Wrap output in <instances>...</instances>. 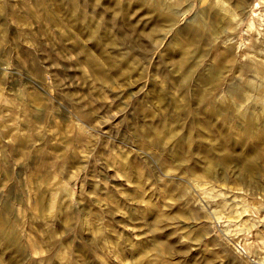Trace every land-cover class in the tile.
I'll return each instance as SVG.
<instances>
[{
  "label": "rangeland",
  "instance_id": "rangeland-1",
  "mask_svg": "<svg viewBox=\"0 0 264 264\" xmlns=\"http://www.w3.org/2000/svg\"><path fill=\"white\" fill-rule=\"evenodd\" d=\"M90 1L77 0L73 10L70 0H0V208L13 209L12 228L21 238L26 264H136L135 252L142 247L147 264H264V235L260 238L257 228L247 231L237 217L244 210V218L251 216L247 222L263 220L264 199L229 189V182L217 175L204 176L201 170L210 159L201 158L203 142L186 144L190 152L186 164L197 167L188 173L174 156L178 145L166 140L157 144L150 134L153 128L175 126L173 116L179 113L185 132L192 125L197 131L198 126L222 124L233 132L238 148L243 137L235 122H226L220 113L208 119L181 112L185 105L198 106L197 76L214 63L213 51L225 50L228 44L220 37L203 45L208 51L194 72L185 75L186 64H181L167 75L172 64L161 52L172 32H164L158 47L145 52L148 40L143 32L156 17L144 5L129 0L125 21L107 8L111 0ZM177 1H169L178 10L181 7L176 26H189L199 12L210 21L216 0ZM261 1L251 0L247 10L260 12ZM185 5L189 7L183 11ZM243 28L230 36L234 45L243 42ZM110 36L120 39V50L130 63L118 72L110 69V79L103 80L81 58L80 49L89 46L105 58L115 53L107 40ZM96 37L105 42L98 45ZM176 55L175 51L174 57L180 59ZM228 59L227 64L237 63ZM232 71L237 76L226 73L219 89H209L211 99H221L219 94L223 98L222 93L225 97L229 80H240V72ZM158 94L163 95L160 100ZM211 137L208 142L220 143L217 135ZM231 165L228 173L234 182ZM153 206L168 217L160 233L152 230L150 217H136L134 211ZM100 227L103 235L97 232ZM196 235L203 240H194Z\"/></svg>",
  "mask_w": 264,
  "mask_h": 264
},
{
  "label": "bare ground",
  "instance_id": "bare-ground-1",
  "mask_svg": "<svg viewBox=\"0 0 264 264\" xmlns=\"http://www.w3.org/2000/svg\"><path fill=\"white\" fill-rule=\"evenodd\" d=\"M88 1H90V0H88ZM169 1L171 2V0H169ZM169 1L168 0H138L137 1V4H140L141 6L144 5L147 8L148 12H151V14H153L156 17V21L153 24H150L151 25L150 28L143 32V36L148 40V44L145 47H143V50L145 52H147L151 49L158 47V44L160 43L162 37L164 36V32L171 31L172 34L168 40L167 46L161 52V55L166 54V57L164 56L165 61L171 62V64H172V68L167 70L166 74L172 75L173 70H175L174 69L175 66L178 67L181 64L182 65L186 64L185 75H190L193 70H196L199 58L202 57L203 54L205 53V51L203 49V45H205L207 43L208 44L211 43V45H212L215 41L218 40V38H220V37L224 38V42L228 44L227 47L225 48V50L219 49L217 47V49H215L213 51L214 63L210 62V63H212V65L208 66L209 65L208 64L207 70L201 72L200 75L197 76L198 77L197 81L195 80L198 84L197 90L199 91V92H197L199 94L198 106L195 109H194V107L192 109L191 106L187 107L188 105L187 106L185 105V106L181 107V112L182 113L188 112V114L189 113H195L196 115L204 116L205 118H208V119L210 117H212L214 114L217 113L219 115V113H220L223 115L224 120H226V122L233 121L237 124V126L239 127V130H237V131L240 132V134L243 137L242 138L243 140L240 141V143H238L239 146H238V148H236L235 145L237 142L235 141V136H233V134H232L233 132L232 133L228 132L229 129L226 130V128L222 124L210 123L209 127L198 126L197 131L192 130V126H193L192 125L191 127H189L188 131L185 132L184 131L185 129L183 130V126L179 123V120H178L179 119V113H177L175 116H173L174 120H176L178 122V123L176 122L175 126L163 125L159 128H155V129L153 128L150 132V134L152 136V140L154 142H156L157 144L159 142H162L163 140L177 144L178 147L176 149L174 148L176 150L174 153V156L186 165L185 170L188 173L193 172L197 167L193 166L189 163L186 164V162H188L189 157H190V152H189V150L187 148L188 146L186 144L191 145L194 142H198V141L203 142L204 146L202 147V149L198 147V149H201V154H202L201 158L210 159V163L208 164V166L202 168V170H201L202 174L204 176L216 177V175H217L221 179L227 180L229 182V184H228L229 189H235L236 188L237 191H235V192H237L239 194L243 195L245 193L247 195L249 194V195L257 196V197L264 199V0L261 1V7L259 9L260 12H258V13H254V12H256L255 9H252V11H251V9L249 10V8H248V10H247V6L249 7V5H251L250 4L251 0H216V1H213L212 4H214V5L212 6V8H213L212 15H211L212 17L211 18L209 17L210 21L207 20L208 21L207 22L205 19V17L207 15L204 16L202 14V12L198 11L199 14L193 15L194 17L192 16L194 21L192 20L193 23L189 26H176V23L178 21V15L180 14L179 10L181 9V7H179V10H178L177 9L178 6L176 7L172 4H169ZM180 1H177L176 3L180 2ZM199 1H198V3H199ZM90 2H92V1H90ZM94 2H93V4H94ZM129 2H130L129 0H111V2H109L110 4L107 6V8L112 9L113 16H115V17L119 16V17L125 19L126 15L128 13V7L127 6H128ZM137 4L136 5L134 4V5L137 6ZM51 5H52V3H50V6ZM176 5H179V4H176ZM190 5H192V4H190ZM70 6L73 10L76 9L78 6L77 0H70ZM93 7H92V9H93ZM185 7L188 8L189 6L187 7V5H185L184 8L182 7L183 11L186 10ZM201 9L202 8H200L199 10H201ZM9 10H10V8H9ZM12 10H13V8H12ZM187 10H189V9H187ZM203 10H205V9H203ZM129 11H132V10H129ZM183 11L181 13H183ZM205 11L206 12H204V13L207 14V10H205ZM39 12L37 11L38 14H39ZM78 12H80V11H78ZM37 13L35 12L34 15H36ZM129 13H131V12H129ZM72 14H73V12H72ZM77 15H79V14L77 13ZM107 15H109V14H107ZM147 16H150V15H147ZM51 17H53V16H51ZM79 17H80V15H79ZM108 17H111V16L109 15ZM247 17H248V20L245 21V18H247ZM44 18H45V16H44ZM17 19H19V18H17ZM37 19H38V17H37ZM57 19H58V17H57ZM53 20H54V17H53ZM127 20H128V18L125 19V21H127ZM26 21H28V18L26 19ZM135 21L137 22V20H135ZM144 21H146V19ZM88 22H91V21H88ZM19 23H20V20H19ZM71 23H73V22H71ZM59 24H61V22ZM97 24H99V23H97ZM22 25H24V24H22ZM55 25H58V24H55ZM74 25L75 24H73V26ZM242 25L245 27V28H243L244 33H245L244 39L242 38L243 42L241 41L242 42V43L240 42L241 44L238 42V45H234L235 43H232L233 39L230 38V36L232 34L236 33L238 28ZM18 26H20V25H18ZM90 26H92V24ZM142 27H143V25H142ZM134 28L136 29L135 26H134ZM126 29H128L127 26H126ZM142 29H144V28H142ZM31 31H30V33H31ZM68 32H69V30H68ZM137 32H139V31L137 30ZM79 33H81V31ZM105 34L106 33H104V35ZM113 34L115 35V33H113ZM140 35H139V37H141ZM79 36H80V34H79ZM115 36H110L109 38H107L108 43L114 49L115 53L112 51L114 54L108 55L105 58L103 56L102 57L100 56L101 55L100 53H102V52H100L99 53L100 55H99L91 47L86 46L84 44H83L84 46L82 45L83 46L82 48L80 46L77 50L79 52V49L81 48L80 51L82 50L81 52L83 53V56H84L81 58L82 59L85 58V60L89 63L88 65L93 68L94 73H96V75H97V78H100L103 80L104 79H110L109 76L112 73V72H110V69H113V72H116V71L118 72L130 60L128 58V56L126 55V52L123 53L122 50H120L121 41L119 38H117ZM81 37H82V34H81ZM135 37H137V35ZM139 40H141V39H139ZM103 41L105 42L104 38L96 37V43L98 45H100V44L102 45ZM34 42H35V40H34ZM139 42L141 43L142 41H139ZM145 42L146 41H144V43ZM132 44H133V42H132ZM142 44L143 43H141V45ZM188 44H195L196 46L194 48H192V47H189ZM105 45L107 46V44H105ZM135 45L136 44H134V46ZM205 47H207V46H205ZM100 48H102V47H100ZM125 49L127 50V48H125ZM175 51L177 52V55L180 56V59H178V58L176 59V57H174ZM207 51L208 50H206V53H207ZM104 52L105 51H103V53ZM161 55H160V57H161ZM132 56H134V55H132ZM131 58L133 59V57H131ZM227 58H229L228 61L237 62V63L235 65L234 64H231V65L227 64L226 63ZM132 59H131V61H132ZM177 60H179V62ZM137 62H136V64H137ZM133 68H134V66H133ZM133 68H130V69L133 70ZM231 68L235 69V72H236V70L238 72H240V80L237 82H230L229 79L232 76L231 77L229 76L230 77L228 79L229 81L225 85L226 86L225 97H224V93H222L223 98L220 97L221 94H219L220 96L217 95L218 96L217 98H221V99H218V100L211 99L212 95L211 96L209 95V89L212 87L219 89V87L221 86L220 78L222 76H225L226 73H227V75L237 76L234 73V71L231 72ZM126 69H127V67H126ZM204 69H206V68H204ZM116 75L118 76L119 74H116ZM107 81L108 80H106L105 82H107ZM223 87H224V85L222 86V89H223ZM222 91H225V90H222ZM156 95H157V93H156ZM161 96H163V95L158 94V96H156V97H159V100H160ZM212 98H215V96ZM78 108L80 109V107H78ZM41 116H42V114H41ZM211 119H213V117ZM162 120L164 121V119H162ZM221 123H223L222 120H221ZM202 125L204 126L205 123L204 124L202 123ZM237 131H235V133ZM239 132H237V135ZM28 134H31V133L29 132ZM212 135H217L219 137V139H220L219 144L214 143L212 140L211 141L213 143L208 142L209 137H211ZM29 136H27V138ZM35 137L36 136L34 135V138ZM19 138L21 139V137H19ZM19 138H18V141H19ZM24 138L25 137H23V139ZM31 138L32 137H30V140H31ZM161 144H163V143H161ZM41 148H42V145H41ZM194 148L195 147L193 145V149ZM169 157L172 158V156H169ZM163 160L167 161V158L163 157ZM232 163H234V167H232V168H234L233 169L234 170V177L237 180L234 182L231 179L230 174L228 173V171L231 169ZM217 167L222 168V170H223L222 173H220V174L217 173V171H216ZM182 168H184V167H182ZM231 171H232V169H231ZM232 182H233V185H230ZM235 183H238V186H235ZM232 195H234V194H232ZM230 197H228V198H230ZM231 198H233V196ZM226 199L224 200L225 203L227 202ZM227 200H229V199H227ZM231 202H233V201H231ZM229 206H230V203H229ZM10 207L8 205V206L0 208V264H7V263L8 264H26L25 256L23 255L24 247H23V244L21 242V238L18 235V233L16 231H14L12 228V227H14V222L11 219V215H12L11 210H13V209H11ZM255 207L259 208V205H254V207H252V208H255ZM231 208L232 207H230V209ZM136 209H137V211L134 208L136 217L137 216L141 217V218L142 217H147V218L150 217L149 223L153 226V229H152L151 225H150V227L156 233H160L163 231V229H165L164 223L167 221L166 219L168 217L157 206L151 207L148 211L145 208L144 209L146 211H144V209H142V208H141L142 209L141 210L140 207H139V209H138V207ZM234 210H235V208H234ZM237 211H239V210H237ZM243 211L238 212V214H237V217H239L238 219H240V221H242L246 225V230H247V228H248V230L251 228H257L258 229L257 233L260 235L259 237L261 238L262 237L261 235H264V226L261 227L262 225H264V219L258 220L256 218H254V219L251 218L252 219L251 222L250 221L247 222L248 220L246 218L248 215L245 216L246 218H244V216H243L244 212ZM234 214H236V213H234ZM248 217H251V216L249 215ZM144 220H146V218L143 219V221ZM148 226L149 225H147V227ZM242 229H243V227H242ZM97 232L100 235H103L102 234L103 228H101V227L98 228ZM254 233H256V232H254ZM197 235H196V238L194 236V240L195 239L198 240L199 237L201 239L203 238L201 236H199L197 238ZM199 235H200V233H199ZM243 236L245 237L246 235L243 234ZM254 237H256V236H254ZM247 238H249V237H247ZM197 242H202V241L199 239V241H197ZM247 243H250V247H251V245H253V244H251L252 242H247ZM199 244H197V245H199ZM258 245H260V244L258 243ZM263 246H264V243H263ZM252 247H254V246H252ZM142 248L137 250L136 252L134 251L137 255L135 257V259L137 258L135 261L136 264H145L146 263V262L143 263L144 262V258H143V255H144L143 250L144 249H142ZM254 254L255 253L253 252V255ZM259 255H256V257ZM249 257H250V255L248 256V259H249ZM205 258L207 259V257H205ZM256 259L260 260L261 258L260 259L256 258ZM205 260H204V262H205ZM208 260L206 261V263L208 262ZM251 260H252V258H251ZM262 260H263L262 263H264V259H262ZM211 261H212V259H211ZM246 261H248V260H246ZM259 262L261 263V261H259ZM259 262L257 261L258 264H260ZM133 263H134V260H133ZM196 263H197V261H196ZM197 264H199V263H197Z\"/></svg>",
  "mask_w": 264,
  "mask_h": 264
}]
</instances>
